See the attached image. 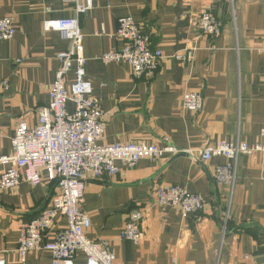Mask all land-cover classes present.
<instances>
[{"label":"crops","instance_id":"0c3cea01","mask_svg":"<svg viewBox=\"0 0 264 264\" xmlns=\"http://www.w3.org/2000/svg\"><path fill=\"white\" fill-rule=\"evenodd\" d=\"M94 3V10L79 20L87 77L106 114L105 141L161 145L168 139L179 153L122 168L114 179L88 180L83 210L92 218L89 238L110 241L122 264H171L174 259L178 264H264V153L240 156L232 197L213 178V168L228 161L215 158L206 164L199 157L218 142L264 145V0ZM205 9L224 23L217 40L198 30ZM6 17L17 33L0 42V160L12 155L19 124L36 126L60 68L57 55L69 49L58 33L44 31L45 22L77 15L74 4L64 0H0V19ZM125 17L142 25L152 48L165 55L151 80L135 78L127 64L101 60L123 48L116 34ZM187 92L202 96L198 113L182 109ZM67 108L74 113L72 104ZM6 168L0 162V175ZM163 185L203 197L204 211L184 219L177 209L159 207L155 193ZM54 192L47 183L0 191V259L22 264L16 253L21 227L47 208ZM137 209L145 214L139 245L120 239L130 212ZM26 264H51V256L32 254Z\"/></svg>","mask_w":264,"mask_h":264},{"label":"built area","instance_id":"2783aa9c","mask_svg":"<svg viewBox=\"0 0 264 264\" xmlns=\"http://www.w3.org/2000/svg\"><path fill=\"white\" fill-rule=\"evenodd\" d=\"M64 1L74 4L77 17L45 22L44 31L58 33L69 43V49L57 55L60 68L49 90V103L38 112L36 126L19 124L12 139V155L0 160L7 166L0 175V191L16 190L22 184L33 188L46 183L55 186L47 208L21 227L16 253L22 264H26L30 255L41 253L51 256V264H122L110 241L89 238L92 218L83 210L88 180L114 179L122 168L133 169L143 160L157 161L166 154L179 152L168 139L161 145L105 141L106 114L87 77L84 33L79 20L81 15L94 10L95 3L94 0ZM198 30L204 37L217 40L223 34L224 23L210 9H205L199 17ZM16 33L11 18L0 19V42L13 40ZM116 36L123 42V48L107 52L101 57L102 62L127 64L135 78L153 79L165 55L152 48L151 36L145 28L131 17L121 18ZM193 59L192 49L188 60ZM72 71L73 81L69 80ZM2 85L7 86L6 82ZM69 104L74 106V113L68 111ZM202 105V96L196 92H187L181 101L182 109L190 113H198ZM259 153H264V145H251L238 139L209 145L199 157L206 164L215 158L228 161L213 168V178L232 197L240 156ZM155 196L159 207L177 209L184 219L204 211L207 205L203 197L177 185H163ZM144 219L140 209L131 211L120 239L141 244L144 233L140 224ZM0 264L8 262L0 259ZM171 264L178 263L174 259Z\"/></svg>","mask_w":264,"mask_h":264},{"label":"water","instance_id":"95a60500","mask_svg":"<svg viewBox=\"0 0 264 264\" xmlns=\"http://www.w3.org/2000/svg\"><path fill=\"white\" fill-rule=\"evenodd\" d=\"M181 155H184V154H181Z\"/></svg>","mask_w":264,"mask_h":264}]
</instances>
